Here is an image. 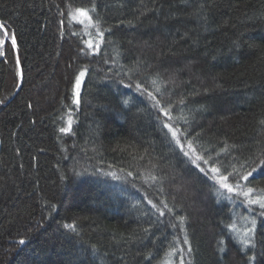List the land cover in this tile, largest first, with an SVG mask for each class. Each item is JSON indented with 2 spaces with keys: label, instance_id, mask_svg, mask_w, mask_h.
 <instances>
[{
  "label": "trees",
  "instance_id": "trees-1",
  "mask_svg": "<svg viewBox=\"0 0 264 264\" xmlns=\"http://www.w3.org/2000/svg\"><path fill=\"white\" fill-rule=\"evenodd\" d=\"M0 23V264H264V210L220 184L264 193V166L240 179L264 0H0Z\"/></svg>",
  "mask_w": 264,
  "mask_h": 264
},
{
  "label": "snow or ice",
  "instance_id": "snow-or-ice-1",
  "mask_svg": "<svg viewBox=\"0 0 264 264\" xmlns=\"http://www.w3.org/2000/svg\"><path fill=\"white\" fill-rule=\"evenodd\" d=\"M77 13L82 16V17H85L89 20H91V17L89 16L88 12L85 10V9H82V8H77L76 9ZM0 31L3 32V40H0V44L4 43L5 41H7L9 38L11 39V46L12 48H16L17 46V39L15 37V35H10V33L7 31L6 29V26L3 24V23H0ZM102 35V33H101ZM92 45L89 44V47H91ZM0 55H3V53H0ZM17 68L19 69L20 68V61L17 60ZM19 71L17 73V75H19ZM85 75V71H81L79 73V75L76 77V85L77 87L79 86L80 82H81V79L84 77ZM128 85H126L127 87ZM136 88L137 89H140L141 88V85L140 84H137L136 85ZM149 96H151V93H149ZM76 103H78L79 101H75ZM0 103H3V101H0ZM125 103H128V101H125ZM30 107V105H29ZM264 123V122H262ZM164 127L168 128L169 125H164ZM169 130L171 131V128H169ZM68 131V129L66 128H62L61 129V132H66ZM173 137L175 138L176 137V133L173 132ZM177 143L179 144L180 141L177 140ZM184 155L187 156L188 155V152H184ZM201 158L199 156L196 157V160H200ZM205 163H207V161H205ZM261 166H264V159H261L260 160V163L256 165L255 168H253L251 171H249L246 175H243L240 177V179H243L245 181L248 180V177L252 175V172L256 171V168H259ZM211 172L212 173H217L219 172V169H217L216 167H212L211 169ZM201 171H204V169H201ZM228 180V177H225V176H221L220 177V184H221V187L226 189L229 193H233L234 191L236 192L237 195L239 196H243L246 198V201H247V205L250 206V205H258L260 209L264 210V196H259V197H252V189L249 188L247 189V191H244L243 187L239 184V182L237 181L235 186L233 185H230L229 183H227L226 181ZM155 207V205H154ZM161 215H164L163 212L160 213ZM260 215L264 216V211H262L260 213ZM183 217H180L179 220L181 221V223H183ZM250 224L252 225V227L250 228H246L244 230V239L242 240V243L244 245H249L251 244V236L250 234L252 232H254V229H255V225H256V220L253 218L250 220ZM66 228H72L73 226L72 225H65ZM233 229H235V225H232L231 226ZM21 244L24 243L23 240L20 241ZM184 243H187V240L184 241ZM253 257H249V260H252Z\"/></svg>",
  "mask_w": 264,
  "mask_h": 264
},
{
  "label": "rangeland",
  "instance_id": "rangeland-1",
  "mask_svg": "<svg viewBox=\"0 0 264 264\" xmlns=\"http://www.w3.org/2000/svg\"><path fill=\"white\" fill-rule=\"evenodd\" d=\"M77 16H78L79 18H81L80 21L83 22L84 25H85L86 27H90V21H89V19L80 16L78 13H77ZM1 45H2V44H0V47H1ZM81 80H82V79H81ZM80 86H81V82H80V84H79L78 87H77V85H76V82L74 83V89H73V90H74V93H75V89H76V88H78V92H79V90H80ZM76 94H77V93H76ZM77 95H78V94H77ZM183 146H184V148L186 149V152H188V155L191 156L193 153L191 152L190 148H189L188 146H186V145H183ZM259 196H264V193L256 194V195H254L253 197H259ZM257 206H258V205H257ZM258 207H259V206H258ZM246 228H247V227H246ZM246 228H238V235L241 237L242 240L244 239V235H243V233H244V230H245Z\"/></svg>",
  "mask_w": 264,
  "mask_h": 264
},
{
  "label": "water",
  "instance_id": "water-1",
  "mask_svg": "<svg viewBox=\"0 0 264 264\" xmlns=\"http://www.w3.org/2000/svg\"><path fill=\"white\" fill-rule=\"evenodd\" d=\"M20 83H21V77H20V80H19V84H18V87H19Z\"/></svg>",
  "mask_w": 264,
  "mask_h": 264
}]
</instances>
